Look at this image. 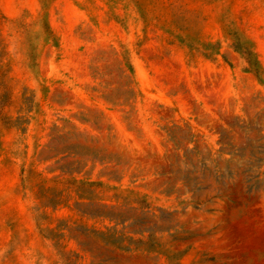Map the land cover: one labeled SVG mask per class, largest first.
<instances>
[{
	"label": "rangeland",
	"instance_id": "1",
	"mask_svg": "<svg viewBox=\"0 0 264 264\" xmlns=\"http://www.w3.org/2000/svg\"><path fill=\"white\" fill-rule=\"evenodd\" d=\"M0 264H264V0H0Z\"/></svg>",
	"mask_w": 264,
	"mask_h": 264
}]
</instances>
